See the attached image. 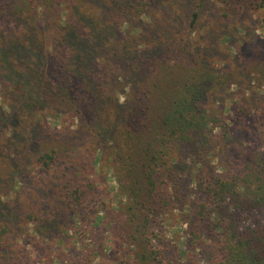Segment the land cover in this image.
Instances as JSON below:
<instances>
[{
	"label": "trees",
	"instance_id": "1",
	"mask_svg": "<svg viewBox=\"0 0 264 264\" xmlns=\"http://www.w3.org/2000/svg\"><path fill=\"white\" fill-rule=\"evenodd\" d=\"M79 1L0 0V73H6L0 85L21 90L31 106L17 109L16 102L8 105V114H0V140L5 138L0 143V184L10 189L0 191V264H95L97 259L103 264H264V120L263 130L257 128L251 123L253 111L240 106L235 114L244 136L236 147L237 162L223 164V172L220 163L205 168L208 156L214 155L209 149L213 130L220 129L225 141L233 133L232 123L210 103L234 77L232 72L212 66L204 54L197 56L189 37L177 45L166 32H152L149 43L131 33V47L118 44V30L134 26L137 4H130L135 0L123 5L109 0L94 19L87 18ZM83 1L92 11L98 5ZM257 2V8H264V0ZM57 12L59 22L52 19ZM193 15L196 20L198 14ZM58 25V36H49L51 51L39 53L37 29ZM18 28L25 38L6 37ZM106 30H112L109 37ZM33 103H45L63 118L71 116L76 128H54L42 142L35 128L18 126V113L33 111ZM80 132L86 137L78 136ZM88 137L89 170L95 162L111 159L125 205L121 216H113L105 202L96 211L100 222H107L101 229L111 236L108 254L83 245L82 253L60 259L53 250L49 254L51 246L42 236L46 220L62 216L64 226L88 234L82 212L99 205L88 168L75 163V149L87 144ZM183 152L195 174L191 177L185 176ZM28 167L60 182V192L49 203L36 194L34 203L28 200L26 210L23 206L18 211L28 225L36 226L38 237L32 242L18 235L13 213L3 207L18 205L23 194L15 196L12 182L31 173ZM64 167L69 171L59 173ZM179 203L188 213L184 251L175 257L164 228Z\"/></svg>",
	"mask_w": 264,
	"mask_h": 264
},
{
	"label": "rangeland",
	"instance_id": "2",
	"mask_svg": "<svg viewBox=\"0 0 264 264\" xmlns=\"http://www.w3.org/2000/svg\"><path fill=\"white\" fill-rule=\"evenodd\" d=\"M62 1L64 0H58L60 5H62ZM108 1L95 0L94 3L98 5L95 6L93 11L87 8L85 4L87 1L81 0L79 3L83 4L84 11H82L87 15V18L94 19V15L101 17V8L107 6ZM126 1L119 0L118 3L123 5ZM37 3L43 4L44 0H37ZM138 3H141L143 6L138 8L140 5ZM66 4H68V1ZM134 4H137L135 15L132 16L134 26L129 27L126 31L123 30L121 32L120 29L118 30V44L123 45L127 42V47H131V43L128 42L131 33L132 36L136 35L138 37L140 35L141 39L148 43L153 41V38L150 36L152 32L172 34V40L175 43L178 41L177 45H179V40L189 37L193 45L192 51L197 56L204 54L208 63L212 66L228 69L234 75L226 87L216 92L211 97L213 101H210L211 107L213 106L215 110L220 112L224 120L232 123L231 129L233 133H231L232 136H230L228 141L222 139V134L219 133L220 129L215 128L213 130L209 149L214 155L208 156V162L206 161L205 163L207 170L221 164L219 172H223V164L227 166L237 162L236 147L238 144H241V139L244 136L239 131L241 123L236 120L235 111H238L242 105L250 108L255 115V118L251 119V123L263 130L264 8H257V0H245L242 3L237 2V0H135L131 2L130 7H134ZM195 13L198 14L196 20L193 19V14ZM57 14L58 12L52 16V19L59 22ZM86 25L88 26L89 24ZM135 27L137 28L134 29ZM142 27L143 29L140 30ZM37 30L39 35L41 34V38H39L35 47H37L39 53L47 55L51 51V48H47L51 42L49 36L51 38L54 35L58 36L61 27L59 25L52 27L44 26L43 30H40V27ZM110 31L112 30H106L105 32L108 37L110 36ZM10 33L12 34L10 37L16 36L13 39L20 36L26 37V32L20 28L12 32L9 30L7 34L5 33L6 37H9ZM99 55L101 53L98 51L96 57L100 58ZM16 73H19V71ZM0 76L4 77L6 73H0ZM20 87H24V84L21 83ZM7 89L11 88H7L5 84L0 87V91L2 90L0 96V114L1 112L8 114L10 112L8 108L10 106L8 105L16 102L18 103L17 109L31 108L29 100L25 99V95L21 90L11 89L9 91ZM123 99L122 97L121 101ZM6 104L7 106L3 108V105ZM34 111L35 114H32ZM49 113H51V110L46 108L45 103L37 105L33 103V111H20L18 113V126L20 125L21 128L27 129L35 128L37 133L36 138L41 139L42 142L47 138L49 133L54 131V128L57 130H61L64 127L68 128V130L76 128L78 122L71 116L63 118L57 114ZM21 132L26 135V130H21ZM78 136L86 137L84 132H80ZM3 139L5 138H2L0 143ZM88 140L87 144L85 142L81 148L75 149V163L77 167L84 164L88 168V165L92 163V159L87 152V147L92 138L88 137ZM229 149L230 152L228 151ZM232 153L235 155V158H232ZM187 155V152H183L180 154V157L185 159L184 161L187 165L185 167V176L189 175L191 177V175L195 174H191L192 165L189 163L190 159L186 158ZM23 167L24 165L19 168L21 172ZM26 171H31V173H27V176L23 180H20L19 177L18 180L12 182V185H16L14 186L15 196L23 194L22 197L21 195L19 196L18 205L12 202L10 203L11 205L6 203L3 207L13 213L11 220L17 229L18 235L25 239V241L32 242L38 237V234L34 232L36 226H33L31 223L28 225L27 220L25 222L18 211L21 210V207L23 209V206L25 207L24 210H26V206L30 204L28 200H31V204L34 203L36 194L42 195L47 203H49L50 198L55 197L60 192L58 188L60 182L59 178L54 177V175L43 177L35 174L30 167ZM68 171L69 168L65 167L59 169V173H66ZM87 175L96 184L99 194L98 207L83 211L81 215L90 232L86 234V230H74L71 224L64 226L62 216L50 217V219L46 220L45 227L41 228L42 236L47 239V242L51 246L49 254H54L55 252L56 256L60 259H70L82 253L83 249L81 246L83 245H89V247L102 251L104 256L108 254L112 246L111 236L101 229L107 222H100L98 217L102 216L96 211L101 209V202H105L107 207L112 210L113 216L122 215L125 203L119 195L117 177L114 173V162L111 159H106L100 164L95 162V165L92 164V170L88 168ZM7 186H11V184H7ZM9 190L8 187L3 186V183L0 184V191L2 193H8ZM5 201L4 199L2 204ZM181 208L182 204L176 205V210L172 216L166 217L169 218V221L164 228L165 242L170 245V249L173 250L172 253L175 257L184 251L183 245L185 243V216L188 212H182ZM161 219L162 216L158 218L157 222L159 223ZM91 226L93 227L91 228ZM96 234L98 237L95 241L90 240V237ZM96 263L103 264L102 259H97Z\"/></svg>",
	"mask_w": 264,
	"mask_h": 264
}]
</instances>
